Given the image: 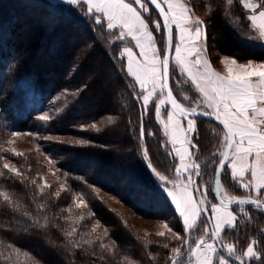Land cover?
Returning <instances> with one entry per match:
<instances>
[{
	"label": "trees",
	"instance_id": "1",
	"mask_svg": "<svg viewBox=\"0 0 264 264\" xmlns=\"http://www.w3.org/2000/svg\"><path fill=\"white\" fill-rule=\"evenodd\" d=\"M205 4L206 49L212 64L222 56L240 63L264 62V45L242 37L249 26L242 5L234 2L229 7L227 0ZM231 13L240 21L239 28L230 24ZM120 51L121 45L110 42L100 24L73 6L50 0H0V113L14 116L17 111L21 130L72 134L87 142L40 141V149L65 177L67 187L59 191L57 183L40 186L46 165L10 152L6 144L12 132L0 128V192L10 197L7 202L0 196V264H171V249L184 248L175 239L176 234L186 239L181 218L156 189L141 152L148 149L162 175L173 174L176 160L165 152L164 133L151 111L144 118L146 135L141 138L143 108ZM53 98L57 112L48 121H38L37 103ZM97 121V128H80ZM198 143L201 150L207 148L202 140ZM6 161L21 175L5 169ZM96 187L144 217L166 221L171 231L139 237L98 196ZM78 196L85 207L76 206ZM263 215L255 210L254 222L245 224L238 218L234 244L239 253L252 240L260 241L257 248L264 250L259 223ZM97 221L104 228L101 232L93 228Z\"/></svg>",
	"mask_w": 264,
	"mask_h": 264
},
{
	"label": "snow or ice",
	"instance_id": "2",
	"mask_svg": "<svg viewBox=\"0 0 264 264\" xmlns=\"http://www.w3.org/2000/svg\"><path fill=\"white\" fill-rule=\"evenodd\" d=\"M234 2L227 0L229 5ZM240 2L243 8L252 10L253 14L248 19L264 38V3ZM67 3H83L97 24L106 23L108 30L118 31L117 40L134 41V44L123 48L119 59L126 60L124 70L138 86L136 99L144 106L139 118L140 136L144 138L146 135L144 116L149 114L150 107H154L155 119L163 126L171 146L170 154L174 153V157L178 158V163L172 166L174 178L162 175L153 166L147 148L142 150L141 155L157 186L170 198L182 218L183 231L189 233L203 225V235L198 239L175 235L186 252L180 247L171 249L174 254L171 264H231L216 245L222 233L238 227V216L230 210V206L249 204L264 211V63L249 61L240 64L236 59L225 57L227 74L215 71L203 46L206 41L203 21L192 16L193 10L185 0H67ZM149 4L154 6L158 19L142 14L150 12ZM156 32L161 33L159 48ZM176 71L185 79L177 77L173 80ZM178 84L189 85L198 94L197 98L175 93ZM159 97L163 98L156 103ZM184 102H187V107ZM162 111L167 113L166 119L162 118ZM197 115L212 116L222 125L223 135L218 137L220 146L212 153L213 157H219L213 161L217 166L214 169L216 187L212 189L197 183L202 175L201 165L196 162L198 146L193 139L199 135ZM40 119L48 121L50 117L45 115ZM208 131L209 134H216L214 130ZM3 167L17 176L21 175L8 163ZM223 174H230L240 187L260 195L249 199L231 196L221 183ZM246 176L249 177L247 182ZM213 192V199L218 202L209 203ZM0 196L10 202L6 192H0ZM240 212L244 209L241 208ZM258 243L261 242L252 240L239 255L232 243L221 241L220 247L241 264H245L244 258L264 264V250L257 248Z\"/></svg>",
	"mask_w": 264,
	"mask_h": 264
},
{
	"label": "rangeland",
	"instance_id": "3",
	"mask_svg": "<svg viewBox=\"0 0 264 264\" xmlns=\"http://www.w3.org/2000/svg\"><path fill=\"white\" fill-rule=\"evenodd\" d=\"M50 1L55 3V4H64L66 7L67 6L68 7L73 6V7L77 8V10L81 13V15L83 17L90 19V20L95 22L94 17L87 12V7L83 3L80 5H71V4L67 3V0H50ZM235 2H238L240 5H242L240 0H235ZM248 2H250L252 4H260V3H264V0H248ZM185 3L188 5V7H190L193 10L192 16L194 18L198 17L203 21V28L205 30V28H207V26L209 25V22L207 21V19H208V7L205 4V0H185ZM232 5H229V7H231ZM137 7H138V10H140L139 6H137ZM149 8H150L149 13H143L142 12V14L145 15L146 17L150 16L152 19H158V14L150 6V4H149ZM244 10L247 12V18L253 14L252 10H249L247 8H244ZM230 24L235 28L240 27V25H239L240 21L232 13L230 14ZM100 25L105 29L106 34L109 36L110 42L117 43L118 45H121V51L123 50V48L125 46H130V43L134 44V41L130 42L129 39H125L123 41L117 40V36L119 34L117 30H115V29L108 30L106 23L100 24ZM205 32H206V30H205ZM160 35H161L160 32L155 33V36L157 37V41H158L157 42L158 48L160 47V43H159ZM242 35H243L242 37L245 38L246 40L258 42V43L264 45V38L261 37L260 30L258 28L253 27L250 20H249V26L247 27V31L244 32V34H242ZM75 44H77V42ZM203 46L207 47L206 41L204 42ZM210 46L212 49V54L216 55L217 51L214 49V45L211 44ZM134 50L138 51V49H134ZM225 57H227L229 59H234L233 57H230V56H222V57H218L217 59H215V61H214L215 63L212 64V62L209 60L208 55H207V59L212 64L214 70L219 72L221 75L227 74V67L224 63ZM125 62H126V60H125ZM237 63H240V62L237 61ZM254 63L259 64V63H264V62H254ZM240 64H246V63H240ZM177 77L180 80L185 79V77L179 75L178 71H176V73L172 77V79L176 80ZM131 79L133 80V78H131ZM137 91L139 92L138 86H137ZM175 93L182 94V95H189V96H192L193 99L197 98V95H198L187 84H178L177 87L175 88ZM162 98L163 97L157 98L156 103H158V100L162 99ZM56 101L57 100H55L53 98L52 100L47 101V102H42L39 104L37 103V108H39L38 109L39 113L37 114V116L35 118H37L38 121H42L40 119V117L45 116V115L51 117L52 114H55L57 112V109H58L57 108L58 105H57ZM184 103H185V106L187 107L188 106L187 102H184ZM142 108H143V110H142V112H143L144 111L143 105H142ZM81 110H82V108H79L77 113L80 112ZM150 111L153 112V116H154V107H150L149 113H150ZM15 113H16V115H14L15 117L12 115L7 116L6 113H4V112H3V114L0 113V128L12 132L11 135L8 137L6 148L8 150H10V152H12L13 154L20 153V155L25 157V158L35 159V160H38V161H40L46 165V169L40 173V181H41L40 186L42 188L48 187L49 185H51L53 183H57L59 191L64 190L67 187L65 177H62L59 174L58 168L55 164V161L51 158V156L40 149V141L41 140H46V141L58 140V141L65 142V143L80 144L79 142L82 141V139L79 136L72 135V134L38 133V132L28 130V129L21 130L17 126L19 115H18L17 111H15ZM166 115H167V113L162 111V118L163 119H166ZM146 116H144V118ZM154 118H155V116H154ZM156 122H157V120H156ZM93 125L95 127H93ZM99 125H100V123L97 121V122H94L92 124L81 125L80 128H82V129L88 128V127L97 128ZM158 125H160V127L164 133L163 126L159 123H158ZM197 125L199 128V135L194 136L193 139H194V143H196L198 146V150L196 151V157H197L196 162L201 165V173H202L201 177H199L197 179V183L201 184V185H206V187L208 189H212L213 185H214V179H215L214 169L217 166V164L214 163L213 161H216L219 159V157H213L212 153L216 152L220 146V140L218 137L222 138V135H223L222 126L220 124H218L217 122H213V121L200 122L198 119H197ZM208 130H214L216 134L215 135L209 134ZM13 133H19V135L14 136ZM198 140H200V141L202 140L204 142L203 146L206 144L207 148L205 149V147H204V149L201 150L200 144L198 143ZM10 141H11V143H10ZM163 146L166 150L165 152L168 155L174 157V153L170 154L171 153V146L168 143V138L165 137V135H164ZM13 150H15V152H13ZM174 159L176 160L175 164H177L178 158L174 157ZM5 163H8L10 166H13V164H11L10 162L6 161ZM169 178H174L173 174L171 176H169ZM248 179H249V177L246 176L245 182H247ZM221 183L224 185L225 189L229 192V194L231 196H234V197L241 196V195H251L254 197H258L260 195L257 192H255L254 190L244 189V188L240 187L236 181H233L231 179L230 174H223L222 179H221ZM154 185H155L156 189L158 190V192H160L161 194L166 196L165 192L162 191L161 188L157 186L156 181H155ZM96 192H97L98 196L108 204L109 207L116 210L120 215L123 216L125 221L132 227L133 231H135L136 234L139 235V237L145 238L151 232H154V233L163 232L164 233V232L169 230V225L167 224L166 221L159 220V219H151V218H147V217H144V216L138 214L137 212H135L133 210V208L124 204L117 196H115L114 194L109 193V192H107V191H105L99 187H96ZM195 195L199 196V193H196ZM213 197H214V193H211V195L209 196V203L216 202V200H214ZM168 200L170 201V198H168ZM81 201L83 203H81ZM170 203H171V201H170ZM75 204H76V206H77V204H80V207H85L86 202L80 196H78ZM248 205L249 204L237 205L235 207L230 208V210H232L233 213L238 216V218H241L242 223H244V224L246 222H248L249 220L251 222H254L253 221L254 217L252 216V212H255V210H256V212L261 211L258 209L249 208ZM172 206L175 209L174 204H172ZM241 208L244 209V212H240ZM262 212L264 213V211H262ZM245 213H247V215H245ZM263 216L259 217V219H260L259 223L261 226L262 233H264V217ZM181 222H182V218H181ZM182 225H183V222H182ZM93 228L99 232L104 230V228L101 226V224L98 221L94 222ZM202 229H203V225H201V228H199L195 231L186 233V239H191V240L198 239L201 235H203ZM238 230H239V228L238 229H228L225 238L222 240V236H223V233H222L220 240L216 241L217 248L220 250L221 254H223L231 262V264H241V262L236 260L235 257H229L227 252L223 248L220 247V243H221V241H223L225 244L232 243L235 246L234 240H235V235H237ZM206 239H207V237H206ZM182 250L186 252L185 247ZM237 254L238 255L240 254L238 252V250H237ZM183 259H186V257H184ZM244 259H245V263L247 262L249 264L252 261H254V259H252V260H250L248 258H244Z\"/></svg>",
	"mask_w": 264,
	"mask_h": 264
},
{
	"label": "water",
	"instance_id": "4",
	"mask_svg": "<svg viewBox=\"0 0 264 264\" xmlns=\"http://www.w3.org/2000/svg\"><path fill=\"white\" fill-rule=\"evenodd\" d=\"M153 9H154V6H152V5H150ZM158 14V13H157ZM143 112L141 111V114H142ZM196 118H202V119H208V120H211V121H214V122H217L218 124H219V122L218 121H216L215 119H214V117H212V116H204V115H197V117ZM222 126V125H221ZM143 140H144V138H142ZM223 176V175H222ZM215 179H216V177H215ZM215 179H214V185H213V188H215L216 187V185H215ZM222 179V178H221ZM214 193V192H213ZM214 197H215V193H214ZM237 199H249V198H256V197H254V196H251V195H241V196H237L236 197ZM216 202H218V201H216ZM235 206H237V205H232V206H230V208L231 207H235Z\"/></svg>",
	"mask_w": 264,
	"mask_h": 264
}]
</instances>
